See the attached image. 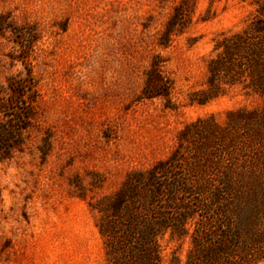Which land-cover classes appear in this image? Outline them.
<instances>
[{
  "label": "rangeland",
  "instance_id": "rangeland-1",
  "mask_svg": "<svg viewBox=\"0 0 264 264\" xmlns=\"http://www.w3.org/2000/svg\"><path fill=\"white\" fill-rule=\"evenodd\" d=\"M182 2L0 0V98L29 71L38 89L22 143L0 154V264H107L91 204L168 157L187 125L262 106L240 87L190 103L207 87L217 40L245 29L256 5L194 0L172 20ZM155 68L170 103L147 95ZM163 243L167 257L178 246Z\"/></svg>",
  "mask_w": 264,
  "mask_h": 264
},
{
  "label": "trees",
  "instance_id": "trees-1",
  "mask_svg": "<svg viewBox=\"0 0 264 264\" xmlns=\"http://www.w3.org/2000/svg\"><path fill=\"white\" fill-rule=\"evenodd\" d=\"M193 1L183 0L172 20L186 19ZM251 3L255 19L217 40V56L207 65V87L193 94L190 103L204 105L240 87L246 95L259 96L262 106L229 111L223 124L210 116L187 125L168 157L130 171L116 191L91 204L107 264L264 261V0ZM8 89L12 94L0 98L3 157L22 143L38 102L31 71L12 77ZM2 91L0 87V95ZM170 93L171 86L155 68L149 99L170 103ZM186 241L183 259L179 249ZM163 242L178 244L168 257Z\"/></svg>",
  "mask_w": 264,
  "mask_h": 264
}]
</instances>
